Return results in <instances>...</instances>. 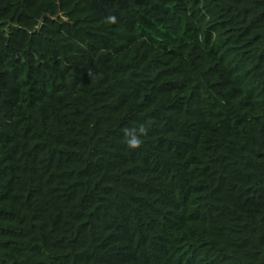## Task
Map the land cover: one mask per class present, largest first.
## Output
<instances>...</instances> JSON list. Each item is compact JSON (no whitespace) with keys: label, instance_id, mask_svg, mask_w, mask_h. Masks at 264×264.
Instances as JSON below:
<instances>
[{"label":"trees","instance_id":"obj_1","mask_svg":"<svg viewBox=\"0 0 264 264\" xmlns=\"http://www.w3.org/2000/svg\"><path fill=\"white\" fill-rule=\"evenodd\" d=\"M2 22L0 264H264V0Z\"/></svg>","mask_w":264,"mask_h":264},{"label":"water","instance_id":"obj_2","mask_svg":"<svg viewBox=\"0 0 264 264\" xmlns=\"http://www.w3.org/2000/svg\"><path fill=\"white\" fill-rule=\"evenodd\" d=\"M6 23H7V25H8L6 31H9V28L12 26V24H11L10 22H2V23H0V25H4V24H6ZM42 23H43V18H42V20L40 21V24H39V26L36 28V30H40V28H41V26H42ZM16 28H18V26H16Z\"/></svg>","mask_w":264,"mask_h":264},{"label":"clouds","instance_id":"obj_3","mask_svg":"<svg viewBox=\"0 0 264 264\" xmlns=\"http://www.w3.org/2000/svg\"><path fill=\"white\" fill-rule=\"evenodd\" d=\"M128 143H129V146L135 147L138 144V140L133 138V139L129 140Z\"/></svg>","mask_w":264,"mask_h":264}]
</instances>
